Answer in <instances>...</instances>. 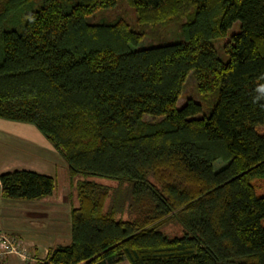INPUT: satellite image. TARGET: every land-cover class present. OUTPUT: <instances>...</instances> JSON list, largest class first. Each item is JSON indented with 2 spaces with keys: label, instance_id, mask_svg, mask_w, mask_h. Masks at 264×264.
I'll use <instances>...</instances> for the list:
<instances>
[{
  "label": "trees",
  "instance_id": "obj_1",
  "mask_svg": "<svg viewBox=\"0 0 264 264\" xmlns=\"http://www.w3.org/2000/svg\"><path fill=\"white\" fill-rule=\"evenodd\" d=\"M127 1L135 27L86 20L116 0H0V119L33 125L75 179L70 242L30 264H264V0ZM171 23L183 40L137 48ZM190 73L199 100L177 107ZM55 184L0 174L5 199Z\"/></svg>",
  "mask_w": 264,
  "mask_h": 264
},
{
  "label": "rangeland",
  "instance_id": "obj_2",
  "mask_svg": "<svg viewBox=\"0 0 264 264\" xmlns=\"http://www.w3.org/2000/svg\"><path fill=\"white\" fill-rule=\"evenodd\" d=\"M119 17L124 18L129 24L135 27L136 14L133 7L128 3L127 0H116V4L114 5V7H112L111 9H99L93 14L88 15L86 17V20L90 23H99L102 21H111ZM238 28L239 23L236 22L233 24L232 28L228 30V33L230 34L232 32H235L238 30ZM156 32L160 34L158 35V38L151 39L149 37H145L137 45V48L147 47L150 45H157L168 41L183 40L179 25L173 23L168 26L158 27L156 29ZM220 46L221 44L217 43L216 47L218 48L219 56L222 59L226 60L227 55H225L223 50L220 49ZM188 98H192L195 101L199 100V94L194 83V77L191 73L188 75L181 91V95L177 100V107H181ZM144 119L149 121L155 120V118L147 115L144 116ZM16 157L19 158L20 161H22L24 167L32 168V170L33 168L41 169L45 167V164H48L52 168L55 165L57 166L59 160H62L61 162H64V164H66L64 159L54 150L52 145L33 125L0 119V160H3L6 163H10V158L15 159ZM61 162H59V164H61ZM34 164L36 167L34 166ZM223 165L224 163L221 160H217L216 162H214L215 169H218ZM57 167L59 169L57 173L58 176L54 178L56 184L53 190V195L49 199H44V197L42 198L44 200L43 202L37 200V204L33 203L31 205L20 204L21 202H23L22 200L9 199L7 202H10L8 204L13 207L8 208L6 212L10 213L11 215H15L18 213H20L21 215L30 214L31 217L27 218H30V220L32 221H36L40 224H43L44 227L46 225L48 226L50 223L51 226L60 228L62 231L68 232V203L69 205L77 204V199L75 197V185H73L75 179L70 182L68 174L65 173L67 169H61L60 166ZM16 169H18V167H16ZM95 179L105 184H116L115 181H111L106 178L98 177ZM253 183L255 184L256 194H264V177L255 178L253 180ZM57 200H60L58 204H52L57 202ZM35 216H38L40 218L34 219ZM12 221L16 222V219L13 218ZM0 231L10 239H12V236L14 237L13 233H9L4 230ZM24 246L25 245L23 244V242L18 240V238L15 242L13 241V246H11L10 249L4 250V248L0 245V260L11 255L14 256L15 259L20 260V262L23 264L32 263L34 260H32L31 257L34 258V256H28L25 252ZM36 259L42 260L43 257L35 258V260Z\"/></svg>",
  "mask_w": 264,
  "mask_h": 264
},
{
  "label": "crops",
  "instance_id": "obj_3",
  "mask_svg": "<svg viewBox=\"0 0 264 264\" xmlns=\"http://www.w3.org/2000/svg\"><path fill=\"white\" fill-rule=\"evenodd\" d=\"M9 159V158H7ZM12 159V160H11ZM10 163H6L3 160H0V174L2 172L6 171H12L18 167V169L26 168V170H32V168L24 167V164H22V161L19 160V158H10ZM62 160H59L61 162ZM57 164V166H60L61 169H65L66 165L64 162H61V164ZM46 163V162H45ZM54 165V164H53ZM35 166V164H34ZM56 165L54 167H50L48 164H45V167L39 169V168H33V171L36 170V172L51 175L54 178L57 177V173L59 171L58 167ZM36 167V166H35ZM61 171V170H60ZM67 173V170L66 172ZM52 194L46 196V198H50ZM63 197V196H62ZM9 199H5L1 196L0 193V230L7 231L9 233H13L14 237H17L18 240L22 241L25 249V252L28 256H35L36 258H42L45 256L48 248L55 247L57 245H66L70 242V233L69 228L67 231H62L60 228H56L54 226L49 225L44 227L43 224H40L36 221L30 220V215H21L20 213L11 215L10 213H7L6 210L8 208H11L10 202H7ZM23 202H17L20 204H27L31 205L33 203L37 204L36 201H24ZM39 201H44L43 199H40ZM60 200L52 204H58ZM71 205V204H70ZM68 203V207L70 206ZM76 204H72V206H75ZM7 206V207H4ZM23 217H20V216ZM15 218L16 222H13L12 219ZM69 226V225H68ZM64 233V234H63ZM35 257H31L32 260L35 261ZM33 261V262H34ZM0 264H23L20 262V260L15 259L14 256H8L6 258H3L0 260ZM30 264V263H28ZM112 264H130L129 261L126 259H123L119 262L112 263Z\"/></svg>",
  "mask_w": 264,
  "mask_h": 264
},
{
  "label": "built area",
  "instance_id": "obj_4",
  "mask_svg": "<svg viewBox=\"0 0 264 264\" xmlns=\"http://www.w3.org/2000/svg\"><path fill=\"white\" fill-rule=\"evenodd\" d=\"M14 239H10L9 237L5 236L4 233L0 231V245L5 249H10L13 246Z\"/></svg>",
  "mask_w": 264,
  "mask_h": 264
},
{
  "label": "clouds",
  "instance_id": "obj_5",
  "mask_svg": "<svg viewBox=\"0 0 264 264\" xmlns=\"http://www.w3.org/2000/svg\"><path fill=\"white\" fill-rule=\"evenodd\" d=\"M262 99H264V92H262L261 95L254 97L253 103H257L258 101H260ZM262 106H264V105H262Z\"/></svg>",
  "mask_w": 264,
  "mask_h": 264
}]
</instances>
